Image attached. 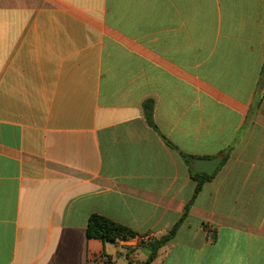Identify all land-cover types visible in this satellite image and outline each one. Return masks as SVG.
<instances>
[{
  "label": "crops",
  "instance_id": "0c3cea01",
  "mask_svg": "<svg viewBox=\"0 0 264 264\" xmlns=\"http://www.w3.org/2000/svg\"><path fill=\"white\" fill-rule=\"evenodd\" d=\"M188 205L151 264H264V0H0V264H143Z\"/></svg>",
  "mask_w": 264,
  "mask_h": 264
},
{
  "label": "trees",
  "instance_id": "16d2710c",
  "mask_svg": "<svg viewBox=\"0 0 264 264\" xmlns=\"http://www.w3.org/2000/svg\"><path fill=\"white\" fill-rule=\"evenodd\" d=\"M146 116H147L148 122L154 128H156L153 122V118H152L153 117V106L152 105L148 107ZM184 157L188 161L190 159H193V157L191 156L184 155ZM213 177L214 176H210L207 174H196L194 172V178L198 182L196 192H195V197L201 192L204 183L206 181H210L211 179H213ZM188 212H189V205L186 206L184 215L180 223H178L167 236L163 237L160 240H152L145 244V246L147 247L149 251V257L147 261L143 264H151L155 260L158 254V251L164 245H166L171 239L175 237L179 225L188 216ZM87 233H88V237L91 239H98L104 242L107 241V242H114V243H116L117 241H120L121 239H128L129 237L136 236V233L130 228L123 226L119 223H116L110 220L109 218H106L98 214L92 215L90 217L89 222H88V227H87Z\"/></svg>",
  "mask_w": 264,
  "mask_h": 264
},
{
  "label": "water",
  "instance_id": "95a60500",
  "mask_svg": "<svg viewBox=\"0 0 264 264\" xmlns=\"http://www.w3.org/2000/svg\"><path fill=\"white\" fill-rule=\"evenodd\" d=\"M223 160L224 159L221 156L210 160L200 159L195 162L193 168L197 174L206 173L210 176H213L216 173V171L219 169Z\"/></svg>",
  "mask_w": 264,
  "mask_h": 264
},
{
  "label": "built area",
  "instance_id": "2783aa9c",
  "mask_svg": "<svg viewBox=\"0 0 264 264\" xmlns=\"http://www.w3.org/2000/svg\"><path fill=\"white\" fill-rule=\"evenodd\" d=\"M133 237H129L128 239L133 238ZM138 239L141 241V243H146V242H149L152 240V236L151 235H144V236H140V238H138ZM122 240H126V239H121L120 241H122Z\"/></svg>",
  "mask_w": 264,
  "mask_h": 264
}]
</instances>
